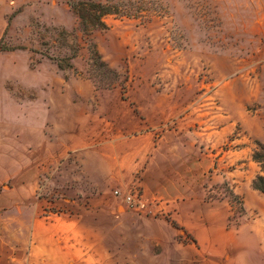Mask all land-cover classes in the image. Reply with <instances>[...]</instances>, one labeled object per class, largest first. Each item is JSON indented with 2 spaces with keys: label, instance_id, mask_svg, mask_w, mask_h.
I'll use <instances>...</instances> for the list:
<instances>
[{
  "label": "crops",
  "instance_id": "0c3cea01",
  "mask_svg": "<svg viewBox=\"0 0 264 264\" xmlns=\"http://www.w3.org/2000/svg\"><path fill=\"white\" fill-rule=\"evenodd\" d=\"M243 4L256 31L233 59L241 75L215 102L95 88L76 73L82 51L60 70L27 45L0 50V264H264V194L253 186V140L264 144V0ZM23 5L0 0V44L34 21L75 27L53 0L15 12ZM136 176L139 209L112 194H128ZM223 185L251 219L232 225L227 205L209 200Z\"/></svg>",
  "mask_w": 264,
  "mask_h": 264
},
{
  "label": "rangeland",
  "instance_id": "374dc122",
  "mask_svg": "<svg viewBox=\"0 0 264 264\" xmlns=\"http://www.w3.org/2000/svg\"><path fill=\"white\" fill-rule=\"evenodd\" d=\"M21 1H24L23 7L15 12L32 7L33 3L41 6L47 0ZM53 1L65 6L57 11V16L68 22L72 12L69 0ZM157 1L162 9L150 19L107 16L104 20L108 29L98 30L88 37L80 31L69 36L78 26L74 14L73 29L60 25L47 27L34 21L31 28L13 29L0 48L16 49L27 45L35 61L48 57L62 60L76 50L73 43L76 39L79 48L76 57L84 52V67L82 71L75 69L76 73L95 88L148 87L160 94L168 92L175 100L194 95L199 101L215 102L216 91L226 81L241 75L239 64L233 59H240L247 50L249 39L256 31L253 20L257 15L250 13L243 0ZM111 28L115 30L113 38H99ZM243 41L247 43L245 47ZM253 44L255 47V41ZM94 52L100 56L98 61ZM260 81L264 83V78ZM227 97L231 99L230 95ZM255 111V107H249L247 112L256 114ZM256 142L253 140L254 147Z\"/></svg>",
  "mask_w": 264,
  "mask_h": 264
},
{
  "label": "trees",
  "instance_id": "16d2710c",
  "mask_svg": "<svg viewBox=\"0 0 264 264\" xmlns=\"http://www.w3.org/2000/svg\"><path fill=\"white\" fill-rule=\"evenodd\" d=\"M67 3L72 13L78 18V26L69 36L80 31L84 36L88 37L98 30L108 29L104 20L107 16L147 20L153 17L154 13L158 10L162 9L157 0H82L78 2L69 0ZM62 33L67 36V32L63 31ZM73 43L76 50L71 56L62 60H54L48 57V59L55 61L60 70H68L72 67L71 61L77 56L79 49L76 39L73 40ZM0 50L6 49L0 48ZM94 54L98 61L100 56L97 52H94ZM253 160L261 169V174L255 178L253 186L256 190L264 194V144L256 142V147L253 151Z\"/></svg>",
  "mask_w": 264,
  "mask_h": 264
},
{
  "label": "built area",
  "instance_id": "2783aa9c",
  "mask_svg": "<svg viewBox=\"0 0 264 264\" xmlns=\"http://www.w3.org/2000/svg\"><path fill=\"white\" fill-rule=\"evenodd\" d=\"M229 145H226L228 148ZM114 196L117 198L123 197L125 203L131 208L142 207V186L139 176H136L132 184L131 190L128 194L124 195L119 191H114ZM209 200L224 203L231 211L229 222L232 225H237L243 220L251 219V215L245 209L243 199L233 192L230 185H223L217 188H212L209 191ZM57 212H61L57 210Z\"/></svg>",
  "mask_w": 264,
  "mask_h": 264
}]
</instances>
